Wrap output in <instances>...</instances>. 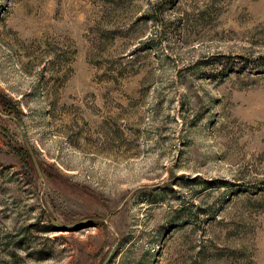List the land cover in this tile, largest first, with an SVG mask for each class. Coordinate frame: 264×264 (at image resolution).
Here are the masks:
<instances>
[{"label":"rangeland","instance_id":"374dc122","mask_svg":"<svg viewBox=\"0 0 264 264\" xmlns=\"http://www.w3.org/2000/svg\"><path fill=\"white\" fill-rule=\"evenodd\" d=\"M260 57L264 0H0V264H264Z\"/></svg>","mask_w":264,"mask_h":264},{"label":"trees","instance_id":"16d2710c","mask_svg":"<svg viewBox=\"0 0 264 264\" xmlns=\"http://www.w3.org/2000/svg\"><path fill=\"white\" fill-rule=\"evenodd\" d=\"M264 57H260L259 60H256L254 62L258 63V66L264 64V61H263ZM248 63L245 64V66L247 65Z\"/></svg>","mask_w":264,"mask_h":264}]
</instances>
